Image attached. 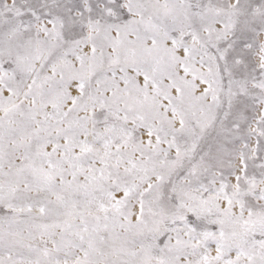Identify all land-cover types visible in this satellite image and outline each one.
<instances>
[{
	"label": "snow or ice",
	"instance_id": "6c2138e0",
	"mask_svg": "<svg viewBox=\"0 0 264 264\" xmlns=\"http://www.w3.org/2000/svg\"><path fill=\"white\" fill-rule=\"evenodd\" d=\"M0 264H264V0H0Z\"/></svg>",
	"mask_w": 264,
	"mask_h": 264
}]
</instances>
